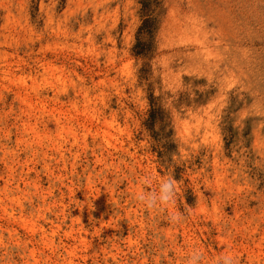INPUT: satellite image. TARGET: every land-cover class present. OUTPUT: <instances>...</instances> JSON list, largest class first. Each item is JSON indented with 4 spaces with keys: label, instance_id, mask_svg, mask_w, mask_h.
Listing matches in <instances>:
<instances>
[{
    "label": "rangeland",
    "instance_id": "obj_1",
    "mask_svg": "<svg viewBox=\"0 0 264 264\" xmlns=\"http://www.w3.org/2000/svg\"><path fill=\"white\" fill-rule=\"evenodd\" d=\"M141 2L0 0V264H264V0Z\"/></svg>",
    "mask_w": 264,
    "mask_h": 264
},
{
    "label": "trees",
    "instance_id": "obj_2",
    "mask_svg": "<svg viewBox=\"0 0 264 264\" xmlns=\"http://www.w3.org/2000/svg\"><path fill=\"white\" fill-rule=\"evenodd\" d=\"M154 0H142L140 7L141 23L139 24L136 34L135 43L132 51L135 55L146 57L150 51L153 34L156 28V4ZM161 97L154 96L151 92L148 94V108L142 125L154 137V140L166 150L174 146L171 139L172 129L167 128L169 124V114L161 104Z\"/></svg>",
    "mask_w": 264,
    "mask_h": 264
},
{
    "label": "clouds",
    "instance_id": "obj_3",
    "mask_svg": "<svg viewBox=\"0 0 264 264\" xmlns=\"http://www.w3.org/2000/svg\"><path fill=\"white\" fill-rule=\"evenodd\" d=\"M142 180L141 184H146ZM175 196V185L171 178L164 179L160 182L157 192H148L143 189L135 193V199L143 203L146 208L159 209L162 205H167L173 201ZM173 215L172 219H176ZM202 254L198 250H193L190 256L186 257L187 264H200ZM214 264H234V257L231 254H223L216 258Z\"/></svg>",
    "mask_w": 264,
    "mask_h": 264
}]
</instances>
